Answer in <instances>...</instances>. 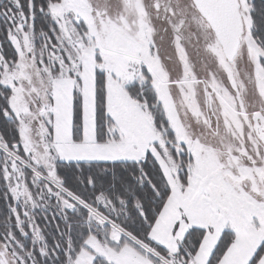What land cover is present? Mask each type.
<instances>
[{
    "label": "rangeland",
    "instance_id": "1",
    "mask_svg": "<svg viewBox=\"0 0 264 264\" xmlns=\"http://www.w3.org/2000/svg\"><path fill=\"white\" fill-rule=\"evenodd\" d=\"M144 1L143 12L141 0L131 9L125 0H61L50 8L58 28L54 40L32 42L24 23L11 34L18 60L2 67V84L12 93L9 106L25 159L0 150L10 160L7 186L21 205L32 250L47 253L35 205L41 211L54 206L66 217L73 208L68 198L102 225L97 229L88 220L98 237L76 257L67 253L65 264H93L97 257L107 264H182L181 257L166 260L51 179L59 161L140 160L149 154L169 188L149 233L152 242L173 254L189 251L181 247L186 234L202 230L188 263L208 264L221 235L230 232L233 242L215 264H264V252L260 260L255 256L264 243V53L252 35L250 0H238L243 33L232 63L190 1ZM140 13L152 23H137ZM98 70L105 76L111 120L103 144L93 122ZM133 84L152 89L173 140L155 132L144 106L128 95ZM74 95L82 100L80 142L73 140ZM166 141L171 144L165 147ZM17 164L50 183L62 199L52 203L31 193ZM25 258L35 264L32 251L10 233L3 236L0 264H25Z\"/></svg>",
    "mask_w": 264,
    "mask_h": 264
},
{
    "label": "trees",
    "instance_id": "2",
    "mask_svg": "<svg viewBox=\"0 0 264 264\" xmlns=\"http://www.w3.org/2000/svg\"><path fill=\"white\" fill-rule=\"evenodd\" d=\"M60 2L61 0H0V61L2 63V65L0 64V145L3 149L6 148L9 153H17L22 159H25L23 143H20L21 135L17 130L18 123L9 106L12 93L2 84V67L12 66L18 60L14 44L15 38L11 36L12 33H15L18 24H26V26L22 25V29L29 34L32 42H36L37 38L44 36L54 40L53 30L57 32L58 28L50 8ZM249 2L252 7L250 13L252 35L264 53V0H250ZM19 34L16 33V35ZM262 62L264 66V59ZM105 89V76L98 70L95 76L96 115L93 122L97 141L100 144L105 143L111 126V120L105 113ZM127 92L132 99L144 106L155 132L158 134L166 132L167 137L173 140L169 124L152 89L148 85L133 84L127 88ZM74 98L73 140L80 142L82 100L78 96L76 98L75 95ZM163 143L165 147L171 144L170 141ZM159 144L156 146L158 147ZM1 150L0 241H3V236L10 233L16 242L24 246L26 251L33 252L35 264H65L67 253L71 258L76 257L82 248H86V241L98 237L97 231L94 229L96 226L90 228L88 220L97 225V229L102 225V222L65 197L67 202L73 206L72 209L64 212L66 217L59 215L54 206L49 210L46 208V211H41L40 206L35 205V225L41 230L47 253L46 256H41L36 247L32 250L34 244L31 241V235H29L21 205L15 203L7 186L6 172L10 171V160L5 158L6 156ZM17 166L20 165L17 164ZM55 169L51 179L57 186L61 185L63 189L82 200L90 208L101 211L117 226L129 232L144 245L154 249L166 260L176 262L181 257L182 264H189V258H192L199 247L202 230H189L181 244V247H187L189 251L181 248L176 254L155 244L149 238L150 230L169 195L164 175L151 155L147 154L140 160L121 159L114 162L59 161ZM19 170H21L22 177L31 193L34 195L44 194L52 203L57 202V197L62 199L61 194L50 183L38 178L29 168L20 166ZM33 184L35 192L32 190ZM20 228L22 230H19ZM232 240L230 232L223 233L208 264H215L219 261V258L224 255L233 242ZM135 248L140 249L138 246ZM263 251L264 243L259 247L255 256L259 258L258 256H261ZM25 262V264H31L26 258ZM93 264L107 263L97 257Z\"/></svg>",
    "mask_w": 264,
    "mask_h": 264
},
{
    "label": "water",
    "instance_id": "3",
    "mask_svg": "<svg viewBox=\"0 0 264 264\" xmlns=\"http://www.w3.org/2000/svg\"><path fill=\"white\" fill-rule=\"evenodd\" d=\"M192 4L212 30L225 60L232 63L243 33L238 0H192Z\"/></svg>",
    "mask_w": 264,
    "mask_h": 264
},
{
    "label": "flooded vegetation",
    "instance_id": "4",
    "mask_svg": "<svg viewBox=\"0 0 264 264\" xmlns=\"http://www.w3.org/2000/svg\"><path fill=\"white\" fill-rule=\"evenodd\" d=\"M134 1L135 0H125V4H126V9H131L132 7H136L137 6V0H136V2H135V4H134ZM142 1V3L144 4L143 5V12H144V8L146 7V4H145V1L144 0H141ZM161 1H163V0H161ZM170 1H176L177 3H182V4H186L187 3V1H190L191 3H192V0H170ZM188 4H190V3H188ZM152 8H153V11H155L156 13L157 12H159V10H160V7H159V3H154L153 5H152ZM136 11H138V12H140V10H136ZM142 13V12H141ZM140 13V14H141ZM116 17H117V15H116ZM139 18H140V20H138L137 21V23L139 22V23H152L151 21H149L147 18H144L143 16H142V14L141 15H139ZM187 22V21H186ZM159 23H163V21H161V22H159ZM181 23V22H180ZM207 24V23H206ZM208 28H209V26H208ZM186 30H188V29H186ZM209 35H211V34H213V32H212V30L209 28Z\"/></svg>",
    "mask_w": 264,
    "mask_h": 264
},
{
    "label": "crops",
    "instance_id": "5",
    "mask_svg": "<svg viewBox=\"0 0 264 264\" xmlns=\"http://www.w3.org/2000/svg\"><path fill=\"white\" fill-rule=\"evenodd\" d=\"M262 244H263V243L259 244V247H260ZM255 249H257V248H254V250H255ZM258 249H259V248H258ZM257 251H258V250H257ZM263 252H264V251H263ZM260 257H261V256H260ZM259 260H260V258H259Z\"/></svg>",
    "mask_w": 264,
    "mask_h": 264
}]
</instances>
